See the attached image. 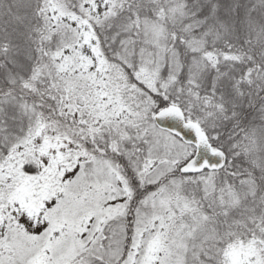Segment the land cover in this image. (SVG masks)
Returning <instances> with one entry per match:
<instances>
[{"label": "snow or ice", "instance_id": "obj_1", "mask_svg": "<svg viewBox=\"0 0 264 264\" xmlns=\"http://www.w3.org/2000/svg\"><path fill=\"white\" fill-rule=\"evenodd\" d=\"M0 264H264V0H0Z\"/></svg>", "mask_w": 264, "mask_h": 264}]
</instances>
